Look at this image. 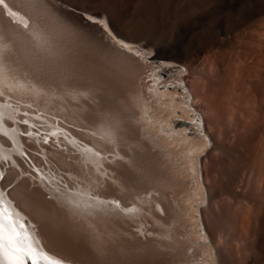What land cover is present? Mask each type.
<instances>
[{
  "label": "bare ground",
  "instance_id": "bare-ground-1",
  "mask_svg": "<svg viewBox=\"0 0 264 264\" xmlns=\"http://www.w3.org/2000/svg\"><path fill=\"white\" fill-rule=\"evenodd\" d=\"M88 1L81 6L74 0H0V128L12 137L0 133V162L7 167L10 161L3 157L10 156L18 165L11 171L30 174L19 184L24 196L17 211L28 220L33 236L49 254L69 258L72 264H217L213 231L204 225L202 214L214 222L209 200L228 194L237 206L239 263L260 264L257 253L264 249V0H249L239 9L241 0H202L204 10L185 19L191 31L200 24H207L211 31L201 41L191 38L185 52L172 42L173 52L158 45L159 41L130 37L131 26L128 36L123 34L117 19L121 12L115 5L97 0L102 7L93 2L92 9ZM176 1L164 0L165 7L162 3L159 10L168 14L173 3L181 6ZM191 2L192 9L199 8L200 0ZM82 12L100 15L111 31L147 51L119 48L101 25L85 22ZM208 44L218 45L211 60L215 81L204 68L199 76L205 80L204 93L211 95L210 102L197 92L192 97L182 67L173 62L153 65L170 58L191 67ZM151 52L153 60L148 61ZM159 70L166 73L165 78L157 74ZM161 83L163 91L158 87ZM201 102L214 110L213 118H222L224 105L231 106L232 118L225 123L221 139H213L206 111L202 110L204 119L195 109ZM177 119L189 121L190 136L185 128H174ZM231 131V149L241 158L229 170L219 151H224L222 139ZM28 132L33 135L27 136ZM53 132L56 135L45 144L42 135ZM108 132L113 143L101 139ZM86 148L107 159L97 160ZM211 149L217 150L216 161L210 157ZM121 156L135 159L142 174L129 169ZM212 169L218 178L223 177L217 178V187L206 180L205 174ZM70 176L75 177V187ZM64 185L82 194L77 198L81 207L93 196L119 200L121 207L135 205L139 213L94 212L85 222L73 225L70 206L61 207ZM157 204L166 210L163 216L156 211Z\"/></svg>",
  "mask_w": 264,
  "mask_h": 264
},
{
  "label": "rangeland",
  "instance_id": "rangeland-1",
  "mask_svg": "<svg viewBox=\"0 0 264 264\" xmlns=\"http://www.w3.org/2000/svg\"><path fill=\"white\" fill-rule=\"evenodd\" d=\"M84 1L87 2L88 0H76V1L74 0V2H78L79 5H81L83 3L82 5L87 6L86 3L84 4ZM91 1L92 0L88 1V5L90 4L91 6L90 5L89 6L92 9L93 8L95 9L96 6L94 7V5L95 4L96 5L100 4L99 2H101V4H103L102 0H100V1L98 0L99 2L97 0H94L92 2ZM106 1L107 0H105V2ZM108 1L106 3H108L109 6L110 5L111 6L115 5L114 8L117 7L116 9L121 12V15L118 14L117 19L120 22V23H118V26H119L121 32L122 33L125 32L123 34L128 36V34L130 33L129 34L130 37L133 36V37H136V38H141V40H143V42H147L148 41V42H152V43H156V44H158L160 42L158 45H160V46L164 45V48H166L168 50L170 49L169 51H171L172 48L176 47L175 49L181 50V52L183 50V52H185V51H187V49H189V46H190L191 40H192L191 38L195 37V38H197L198 40L201 41L203 39L204 35L206 34V32L209 34V32L211 31L210 27L207 24H205L203 26H202V24H200V26L197 29H193L192 31L190 29V25H189V22H188V19H189L188 17H190V15H192V12L195 13V12H201L202 10H204V7L206 5L205 4L201 5V1L202 0H200V3H199L201 5V7L199 5V8H196V10H194V8L192 9L189 6L190 3H192L191 2L192 0H183V2H182V0H177L176 2L181 1L179 3V4H181V6H179L181 8H179L178 6H175L174 3H173L168 9V14L164 13L165 11L163 9L159 10V7L163 6V4H164L163 3L164 0H163V2L161 0H158V1L155 0L157 2H155L154 0H152V2H151V0H118V1L117 0H108ZM160 1L163 4L162 3L159 4ZM203 1H205V0H203ZM213 1L215 2V0H213ZM188 2H190V3H188ZM248 2H249V0H241L240 3L238 4L237 9H239L240 7H242L243 5H245ZM91 3L93 4V6H92ZM158 5H159V7H158ZM183 5H184V8L182 7ZM100 6L102 7V5H100ZM100 6H98V7L101 8ZM98 7L96 9H99ZM163 7H165V4H164ZM126 12H127V14H126ZM163 13H164V15H163L164 17H162ZM135 15H136V17H135ZM137 15H140V17L137 16ZM155 15L157 16V18H156ZM159 15H161V17ZM185 18H188V19H185ZM128 20L130 22H128ZM185 20L187 21V23H186ZM85 22H86V20H85ZM166 24L167 25L170 24V26L168 25L166 27ZM161 25H165V26H161ZM185 25H187V26L185 27ZM209 25H211V24H209ZM127 26H128V29H127ZM130 26H131L132 29L130 28ZM110 28L113 30V28L111 26H110ZM125 28H126V30H125ZM134 28H136V29L133 30ZM130 29L132 30V32L134 31V34L132 33V35H131ZM208 30H209V32H208ZM113 31L115 32V30H113ZM137 31H139V33H137ZM143 31H144V33H143ZM141 32L143 33V37H141L142 36ZM136 34L137 35L139 34L141 36H139V35L135 36ZM144 36L147 37V38H145ZM151 38H153V39L151 40ZM163 42H165L169 46H166V44H164ZM171 42L174 45H176V46L173 47L174 45L171 44ZM178 43H180V44H178ZM208 47H209L208 50L205 49V50H203V51H201L199 53L198 60H197L198 62L196 63V65H193L191 67L188 64L186 65L185 62H175L173 60H170V58H166L168 60H163V61H165V62L166 61L167 62H173L174 65H176V66L178 65V66H180V67H182L184 69L183 73H182V78H183V81L185 82V85L188 88L191 89L190 93L192 94V97H194L195 92H197L199 96L200 95H201V97L204 96L206 101L210 102L209 98H210L211 95L204 93L205 80L202 77H200L199 74L201 73L202 69L204 68V70L209 75V77L212 79V81H215V80H213V69H214L213 67H214V64L212 63L215 60V58L214 59H212V58H213V55H214L213 53L217 49L218 45H216V44H208ZM211 47H212V49H211ZM171 52H173V51H171ZM174 52H176V51H174ZM211 60H213V61H211ZM195 66L197 68H192V67H195ZM160 72H164V71L161 70ZM161 77L165 78L166 75L165 76H161ZM195 79H197V80H195ZM193 80H195V81H193ZM193 83H194V87L195 88L193 87V89H192L190 87V85L192 86ZM206 101H205V103H206ZM205 103H203V102H201V104L198 103V105H200V106L198 107V105H196L195 109L201 115L203 114V112H202L203 109H204V111H206V113H207L206 117L208 115L209 119L211 118L209 121L211 122V126L214 129L213 130V139L214 138L215 139H221V132H222L224 126H225V123L228 122L230 120V118H232L231 117L232 116L231 113H233V111L231 110L232 108H230L231 106L229 104L224 105V107H223V117L222 118H218V117L213 118L214 110H211L208 107V105H206ZM226 106H229V108H227ZM225 110L228 111V112H226ZM203 118H204V114H203ZM204 123L206 125V120L204 121ZM207 133L209 134L208 131H207ZM232 134L233 133L231 131V132H229V134H228V136L226 138L222 139V144H223V146H225V149H224L225 153H224V151H221L223 153H221L219 151V154L221 156L223 155L226 158V162H227V166H228L229 170H231L235 166V161H237V160H239L241 158L239 156V154H236V152L232 151V149H231L232 146H233V136H232ZM209 136L211 137V135H209ZM45 137L48 139V143H49L51 141V133H44L42 135V140L43 141H44ZM211 140L212 139H209L210 142H211ZM216 151H217L216 149L212 150L211 155H210L211 159L214 160V161H216L217 156H218ZM214 168L216 169L217 167L215 166ZM205 176H206V180H207V182H209L210 186H214V187L218 186V182H217L218 179H223L222 176L220 178H218L219 176H216L215 170H213V169L209 170L205 174ZM231 200L232 199H230L228 194H225V195L223 194L221 196H217V197H214L211 200H209V205L211 206V209H213V212H215L214 216H215L216 219L214 218V222H211L208 214H205V215L202 214L204 225L206 226V224H205V222H206L207 223L206 228L208 227L210 232L213 231L212 232V236L213 237H212L211 245H212L214 251L216 252L215 256L217 257V264H219V261L222 264H240L239 263L240 262L239 254H238L239 253V250H238L239 242H238V238H237L238 235H239V233H238V219H237V213H236L237 206ZM242 203H243V205H245V207H247L248 204L245 201H242ZM219 205H220V207H219ZM218 208L219 209L221 208L223 211L221 209L219 211ZM221 211H222V213H221ZM204 216L207 217L206 221H205L206 217H204ZM223 226H224V229H223ZM236 230H237V233H236ZM257 257H258V260H260V264H264V249L258 250Z\"/></svg>",
  "mask_w": 264,
  "mask_h": 264
},
{
  "label": "snow or ice",
  "instance_id": "snow-or-ice-1",
  "mask_svg": "<svg viewBox=\"0 0 264 264\" xmlns=\"http://www.w3.org/2000/svg\"><path fill=\"white\" fill-rule=\"evenodd\" d=\"M88 19L93 20V17H88ZM94 22L101 25L102 30L114 40L119 48L132 49L133 46L131 44L119 39L111 32L106 21L100 19ZM136 54L139 59L142 60L144 58L139 51H137ZM157 74L160 76L166 75L164 72H158ZM158 87L161 91L164 90L163 83L159 84ZM2 95L3 92H0V96ZM190 100L191 97L189 96V101ZM23 123L27 125L28 121L24 120ZM191 123L195 124L196 121H191ZM0 124H2V120H0ZM200 124L202 127L203 121H201ZM0 133L12 139L7 129L0 128ZM26 135L31 137L33 133L28 132ZM51 135L55 136L56 133L53 132ZM201 135H203V133H201ZM101 139H105L107 143L114 142L110 132L106 133L105 137ZM205 139H207V137H205ZM44 143H48L46 137ZM84 151L92 153L97 160L107 159V157H101L99 151L93 152L91 148H86ZM18 155L23 156L24 153L19 152ZM119 159L127 164L128 168L132 171L142 174L137 167L135 159L124 160L122 156L119 157ZM3 161H10V164L6 167L3 162H0V264H72L69 258H62L57 255L49 254V251H46L45 247L35 239L29 228L28 220L17 211L18 201L24 196V192L19 190V184L23 177L29 176L30 174L11 171V168H18V165H16L14 160H11L10 156L3 157ZM97 172H99V170H97ZM68 180L70 183H73L74 187L76 186L74 183L75 177L70 176ZM57 191L59 192L60 189H57ZM81 195L79 191L75 193L70 192L68 190V185H64L62 196L65 197V200L61 204V207L65 205L70 206L73 225L85 222L87 217L91 216L94 212H119L125 216L139 213V209L136 208L135 205L131 207H121L119 200L105 201L93 196H88L87 199L84 200V206L81 207L77 199L81 197ZM155 209L161 216L165 214L166 210L161 208L159 204L155 205ZM65 226H67L66 222Z\"/></svg>",
  "mask_w": 264,
  "mask_h": 264
},
{
  "label": "water",
  "instance_id": "water-1",
  "mask_svg": "<svg viewBox=\"0 0 264 264\" xmlns=\"http://www.w3.org/2000/svg\"><path fill=\"white\" fill-rule=\"evenodd\" d=\"M82 14V16H83V18L85 19V20H87V21H90V22H93V23H95L94 21L95 20H100L101 19V16L100 15H94V14H89V13H81ZM88 17H93V20H89L88 19ZM116 37H118L119 39H121V40H124L125 42H127V43H129V44H131L132 46H133V48H138L139 50H145V51H147V49H146V47H141L140 45H138V43L137 42H134V41H129V40H127V39H124V38H122V37H119L116 33H114L113 31H111ZM154 55V52H151L149 55H148V61H152L153 59L151 58V56H153ZM163 60H165V59H160V60H157V61H154L153 62V65L154 66H156V65H158L159 63H162V62H165V61H163ZM166 63H167V61H166ZM161 70H159V72H160ZM188 123H189V121H187V120H183V119H177V120H175V122H174V128H185L186 129V135L187 136H190L191 134H192V130H191V128H189V126H188Z\"/></svg>",
  "mask_w": 264,
  "mask_h": 264
}]
</instances>
